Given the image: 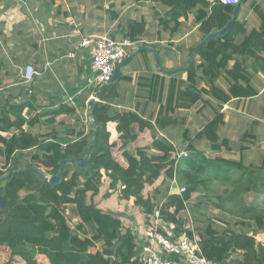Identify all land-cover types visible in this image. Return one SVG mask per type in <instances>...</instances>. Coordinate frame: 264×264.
I'll use <instances>...</instances> for the list:
<instances>
[{"label":"trees","instance_id":"16d2710c","mask_svg":"<svg viewBox=\"0 0 264 264\" xmlns=\"http://www.w3.org/2000/svg\"><path fill=\"white\" fill-rule=\"evenodd\" d=\"M152 1L167 8L164 17L156 16L171 34L195 5L203 36L223 28L234 8V4L220 0ZM258 13L262 20L258 29L247 31L235 18L223 35L201 45L185 79L170 77L164 98V77L148 78L150 93L160 104L154 121L136 110L110 111L107 99L117 94L116 83L128 78L119 72L114 80L98 88L91 129L87 135L81 131L75 140L24 130L25 123L33 126L38 117L25 122L22 105L14 107V120L3 114L0 132H17L9 137L0 134V155L6 161L0 167V194L5 198L0 215V255L6 256L0 264H141L135 232L124 227L115 212L103 210L94 200L106 177L109 188H118L120 198L131 201L148 225L158 211L162 220L175 224L177 233H196L203 254L212 264H264V242L257 239V234L264 232V161L245 163L226 157L223 151L229 150V140L219 135L225 122L220 111L223 104L258 93L251 84L257 72H264V13ZM145 26L143 18L130 19L124 36L137 42ZM221 76L226 88L217 83ZM201 81L206 84L200 86ZM205 96L217 101L214 116L191 136L184 127L185 117L176 116V111L191 108L200 100L211 103ZM66 111L71 109L64 105L51 110L49 122ZM112 124L117 133L114 139ZM95 126L100 128L90 140ZM173 126L183 137L180 150L160 134ZM145 131L150 133V143L132 146ZM196 139L208 141L210 151L196 147ZM88 143V167L79 169L68 164L55 185L42 182L34 173L17 170L3 179L11 165L42 166L46 173L54 174L61 159H81ZM28 152L31 161L22 166L21 159ZM172 179L175 187L169 192ZM159 180L165 182L163 189L155 186ZM146 185H154L153 192L143 194ZM201 198L219 210L217 221L195 218L196 228L185 227L188 206L195 200L197 204L202 202ZM67 209L79 218L74 226L68 222Z\"/></svg>","mask_w":264,"mask_h":264},{"label":"crops","instance_id":"0c3cea01","mask_svg":"<svg viewBox=\"0 0 264 264\" xmlns=\"http://www.w3.org/2000/svg\"><path fill=\"white\" fill-rule=\"evenodd\" d=\"M166 10L164 5L152 0H0V117L7 114L14 120V107L22 105L21 115L25 122L38 117V122L33 126L27 123L22 126L31 134H51V138L70 140L77 139L81 131L87 135L92 124L88 101L97 96L101 86H97L89 50L80 44L82 37L108 35L122 39L125 37L127 21L143 18L146 22L145 31L127 49V55L146 46L156 52L162 69H178L187 64L192 47L204 36L198 29L200 20L196 19L197 5L192 7L187 17L180 19L179 27L172 34L167 26L159 23L156 16L164 17ZM258 11L264 13V0H243L239 4L236 19L243 23L247 31L258 29L262 21ZM71 19L80 24V33L72 32ZM261 54L264 56V52ZM135 61L137 64L133 63ZM27 65H32L37 72L30 80L24 76ZM186 71L179 69L166 73L156 66L151 51L141 49L120 67L119 73L128 78L116 83L117 94L107 99L106 103L112 113L123 109L136 110L143 117L154 121L160 104L150 93L152 90L148 78L164 77V98L170 77L185 79ZM217 83L223 88L227 87L222 76L217 79ZM205 84L203 81L199 83L200 86ZM251 84L258 90L256 95L245 99L233 98L220 109L225 122L219 129V135L229 140V150L223 153L226 157L242 159L245 163L264 161V72H257ZM204 98L211 103L200 100L191 108L176 111V116L185 117L184 127L191 136L214 116L217 101L208 96ZM63 105L71 111L60 113L54 122H49L51 110ZM205 111L209 116L202 119L198 117ZM110 130L111 139H114L117 133L113 124ZM13 132L17 131H2L0 134L9 137ZM160 134L171 139L179 150L183 147V137L176 126L168 127ZM150 141V133L145 131L132 146L145 145ZM194 143L196 147L210 151V143L205 139H196ZM241 146L245 148L241 149ZM24 156L25 159H21L22 166L31 161L29 152ZM5 163V158L0 155V167ZM107 182L109 188V179ZM101 188L95 202H99L97 205L103 210L106 209L102 204H107L111 211L117 213L119 209H112L108 203L112 193L104 196L110 199L102 200L99 196ZM98 196L102 203L97 199ZM136 213L142 215L139 209ZM122 220L123 224L130 227L125 214ZM145 232H142L140 241H136L141 264L140 252ZM175 264L185 263L175 258Z\"/></svg>","mask_w":264,"mask_h":264},{"label":"built area","instance_id":"2783aa9c","mask_svg":"<svg viewBox=\"0 0 264 264\" xmlns=\"http://www.w3.org/2000/svg\"><path fill=\"white\" fill-rule=\"evenodd\" d=\"M224 4H236L238 0H220ZM72 32L80 33V24L71 19ZM127 37L117 39L108 35H87L82 37L81 45L88 48L91 58V68L96 72L97 86L111 81L115 66L128 54L127 49L134 45ZM36 70L32 65L25 68V79L30 80ZM94 100H98L94 96ZM175 184V182H174ZM183 191L184 188H180ZM193 227H191L192 229ZM143 264H175V258H180L185 264H212L203 254L196 233H177L175 224L162 220L156 211L152 224L145 232V241L141 246Z\"/></svg>","mask_w":264,"mask_h":264},{"label":"rangeland","instance_id":"374dc122","mask_svg":"<svg viewBox=\"0 0 264 264\" xmlns=\"http://www.w3.org/2000/svg\"><path fill=\"white\" fill-rule=\"evenodd\" d=\"M133 63L137 64L136 61ZM207 116H209V114L205 111L202 116H198V117H200L202 119V118H205ZM180 148H182V147H180ZM39 167L44 169L42 166H39ZM47 174H49V173H47ZM107 181H108V178H105L104 181H102V183H101V186H102L101 189L102 190H101V194L99 195L100 198L102 200L110 199V198L105 199V197H106V194L109 195L110 192L112 193V198L108 202V203H110L109 204L110 207L112 209H116V210L119 209V210H117L118 212L116 213V215L121 219V221H123L122 217L124 216V214H125V216H127L128 220L126 221V223L130 226L129 227L130 229H134L133 231L136 234V241H140V239L142 238V232L144 230H146V231L148 230V228H147L148 224L146 222L144 215L136 213L138 208L134 204H132L131 201L120 198L118 188L114 189L113 191L112 190L109 191ZM167 182L168 181H166V183ZM168 183H169V192L174 191V187H175L174 180L173 179L169 180ZM159 185L161 186V189H163L165 187V182L162 183V181L159 180V181H157L155 186H159ZM155 186L154 185H152V186L146 185V187L143 191V194H146L148 191L153 192ZM21 194H23V192H21ZM99 196L97 199L100 201L101 199L99 198ZM94 200H96V198H94ZM201 200H202V202H200L198 204L196 203V200L192 201L191 205L188 206L189 207V216L186 218L185 227H190V228L195 227L196 228L198 226V221H195V218L196 219L198 218L199 221H202V222H205L206 219L217 221V217L219 216V210L217 208H215L211 203H208L204 198H201ZM96 203L98 204L99 202H96ZM100 203H102V201H100ZM102 205L105 207V209L107 211L110 210L107 204H105L107 207L104 204H102ZM66 216H67L68 222L71 226H74L79 221V218L70 209L66 210ZM214 224L217 226V228H219V224L217 225L215 222H214ZM123 226L128 227L125 224H123ZM257 239L259 241L264 242V232H259L257 234ZM137 254H138V252H137ZM5 258H6V256L0 255V261H4Z\"/></svg>","mask_w":264,"mask_h":264},{"label":"water","instance_id":"95a60500","mask_svg":"<svg viewBox=\"0 0 264 264\" xmlns=\"http://www.w3.org/2000/svg\"><path fill=\"white\" fill-rule=\"evenodd\" d=\"M241 1L243 0H238L237 3L234 5V8H233V12H232V17L231 19L228 21V23L221 29H218V30H214L212 32H209L208 34H206L193 48V50L191 51V53L189 54V57L187 59V64L183 67H180L178 69H172V70H164L162 69L160 66H159V63H158V57H157V54L156 52L149 48V47H146V46H141L139 47L136 51H133L132 53H130L129 55H127L126 58H124L120 63H118L115 68H114V71H113V74H112V77H111V80H114L119 72V69L122 65H124L126 63V61H128V59L134 55L136 52L140 51L141 49H145V50H149L153 53L154 55V59L156 61V66L166 72V73H172V72H175L176 70H179V69H183V70H188L192 64V61L194 60V57L197 53V50L198 48L203 45L206 41H208L210 38L216 36V35H223L229 25L232 23V21L236 18V14H237V10H238V7H239V4L241 3ZM94 106V98L90 99L88 101V107H89V115L92 117V108ZM100 126H95L94 127V130H93V133H92V137L90 140H93L95 135H96V131L97 129H99ZM68 164H74L77 168L79 169H86L88 167V164H89V143L86 145L85 149H84V155L81 159H75V158H64V159H61L59 162H58V171L54 174H47L44 169H42L41 167H37V166H30V167H24V168H19L17 167L16 165H11L7 174L3 177V179H7L14 170H17V171H20V172H28V173H34L37 175V177L44 183L46 184H49V185H55L56 183H58L59 181H61L62 179V172L63 170L65 169V167L68 165ZM4 203H5V198L3 195L0 194V215H1V211L4 207Z\"/></svg>","mask_w":264,"mask_h":264}]
</instances>
